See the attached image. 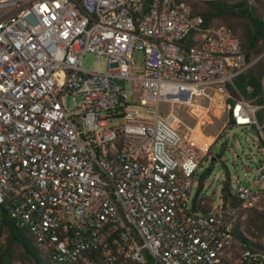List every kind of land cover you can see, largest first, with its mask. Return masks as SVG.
Returning <instances> with one entry per match:
<instances>
[{
  "label": "built area",
  "instance_id": "built-area-1",
  "mask_svg": "<svg viewBox=\"0 0 264 264\" xmlns=\"http://www.w3.org/2000/svg\"><path fill=\"white\" fill-rule=\"evenodd\" d=\"M249 65L190 0H0V205L55 264H222L237 218L264 212L261 105L234 84ZM221 117L255 129L258 173L196 211ZM237 260L264 264V245Z\"/></svg>",
  "mask_w": 264,
  "mask_h": 264
},
{
  "label": "trees",
  "instance_id": "trees-1",
  "mask_svg": "<svg viewBox=\"0 0 264 264\" xmlns=\"http://www.w3.org/2000/svg\"><path fill=\"white\" fill-rule=\"evenodd\" d=\"M246 1L237 0L227 3L226 0H216V2L195 0L192 8L201 14L205 24H210L217 19L238 34L246 61L250 65L236 78L235 88L251 103L264 105V0H254V4L245 5ZM227 7L235 9L228 10ZM248 86L251 87L250 90H247ZM209 171L210 167L205 168L198 178L193 199V209L196 211L207 209L204 204L195 200L202 190ZM230 189V180L227 178L221 186V196L225 202L229 200L231 204H237L238 201L231 195ZM253 220L254 225L264 234V214L254 211ZM233 237L242 243L243 248L257 246L244 236L237 226H234ZM15 262L55 264L37 249L29 231L26 228L17 227L0 205V264H15Z\"/></svg>",
  "mask_w": 264,
  "mask_h": 264
},
{
  "label": "rangeland",
  "instance_id": "rangeland-1",
  "mask_svg": "<svg viewBox=\"0 0 264 264\" xmlns=\"http://www.w3.org/2000/svg\"><path fill=\"white\" fill-rule=\"evenodd\" d=\"M190 1L193 6L195 0ZM236 1L226 0L227 3ZM248 3L254 4V0H248ZM141 56L142 54L140 52L134 53L133 60L136 64L140 63ZM94 60V55L88 53L83 60L82 66L86 69L90 68ZM94 68L96 70H103L105 68V62L98 61ZM126 88L130 90V83L127 84ZM168 109H170L168 104L164 103L161 105V110L164 112H167ZM171 109L184 124L193 123V118L197 115L195 108L189 106L174 105L171 106ZM255 116L259 122L264 121V105L257 106ZM205 133L209 135L207 138L208 142H213L208 153L210 158L204 160L202 169L199 170V172H202L205 168L210 167V171L204 181V192L207 195L204 205L208 208L210 200L221 194V186L227 178L230 180V187L231 183L251 181L258 173L257 167L258 162L261 160V155L258 150L259 143L256 131L253 127H240L228 124L221 117L213 119L212 123L205 128ZM212 157L216 159L212 161ZM254 211L264 214L262 210H246L243 213V217L237 218L235 226L251 242L256 245H264V234L253 223ZM242 248V243L233 239V243L227 250L222 264H242L237 260ZM15 264H20V262H15Z\"/></svg>",
  "mask_w": 264,
  "mask_h": 264
},
{
  "label": "water",
  "instance_id": "water-1",
  "mask_svg": "<svg viewBox=\"0 0 264 264\" xmlns=\"http://www.w3.org/2000/svg\"><path fill=\"white\" fill-rule=\"evenodd\" d=\"M214 1L216 2V0H214ZM247 3H248V0L245 2V5H246ZM227 9H228V10H233V9H235V8H234V7H230V8L227 7ZM215 159H216L215 157H212V158H211L212 161L215 160Z\"/></svg>",
  "mask_w": 264,
  "mask_h": 264
}]
</instances>
